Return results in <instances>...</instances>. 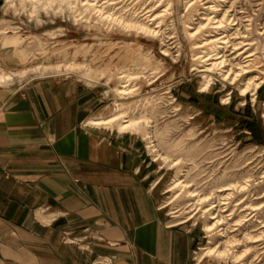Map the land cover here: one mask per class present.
Listing matches in <instances>:
<instances>
[{"label": "rangeland", "instance_id": "obj_1", "mask_svg": "<svg viewBox=\"0 0 264 264\" xmlns=\"http://www.w3.org/2000/svg\"><path fill=\"white\" fill-rule=\"evenodd\" d=\"M7 1L0 0V53L6 51L5 55L15 59L17 65L4 66L0 59L1 70L16 73L39 66L76 62L99 73L96 81L103 72L109 71L114 73L109 85H106L107 80H99L100 83L96 86L88 84L81 79L83 75L81 73L64 75L81 81L89 91L97 93L102 100L98 110L87 118V126L93 127L89 123L98 117L102 116L108 120L122 111L129 118H155L153 127L148 128L149 135L128 133L122 135L117 130L119 121L114 126L94 128L102 129L113 136H130L140 142L146 161L151 162V170L155 171V181H159L156 187L159 186L163 192L160 205L167 213V224L169 227L173 225L171 228L185 226L199 234V244L193 253L192 264H196V259L206 249L217 247L232 236L243 241L245 236L256 230L258 223L255 220L264 218V183L256 186L255 182L251 183L252 193L247 196H251L253 206L263 208L254 213L258 216L247 226H243V216L253 213V208H249L246 214L243 213V208L239 211L236 208V205L243 203L245 194L234 192L227 212L224 213L229 218V222H226L228 224L224 223L212 234L206 231V226L214 221L205 211L215 202V198L212 197L204 203L199 201L212 193H216L217 196L223 195L224 193L220 194L218 191L229 184H243L248 178L264 176V84L261 91L258 90L256 98L252 93L241 96L235 85L224 84L216 76L209 90L201 92L203 79L201 74L194 71L196 66L193 62L192 49L195 46L192 44L201 46L205 41L204 37L199 35L192 42L187 38L185 27L190 26L191 28L187 29L194 33L203 23L202 20L209 16L204 10L209 6L204 5L205 0L189 10L185 2L192 0H147L154 9L158 7L154 16L168 10V13L157 22H161L162 30H166V37L170 35L175 38L171 43L176 41L179 44V52L175 53L177 49L170 50V55H164L167 48L157 39L146 38L133 32L107 31L93 22L90 28H87L85 24L75 25L67 17L52 15L48 18L42 13L45 23L39 25L36 23L37 16H32L34 10L32 5L27 4L23 8L20 0ZM124 1L127 10L133 12L137 10L133 6L143 3L144 0ZM229 1L227 7L233 3L238 9L243 7L239 12H243L244 26L249 25V17L253 20L249 27L251 29L249 40H253L255 46L250 51L257 53L261 58L256 65L258 68L256 75L264 81V35H260L264 26V0ZM137 15L134 14L135 17ZM10 26L16 29L11 31ZM256 27L259 29L258 32L254 29ZM5 30L8 31L2 33ZM55 33L58 34L53 36ZM31 41L38 43L40 52H33L32 57L25 63L23 57L27 54L26 46ZM203 51L205 52L201 49V52ZM122 75L130 78L121 80ZM46 77L57 76H31L22 83L13 85L18 86L30 80ZM130 79L132 80L129 83L130 87L141 88L140 96L135 99L148 97L138 102L134 101L124 110L116 112L118 100L112 91L121 87L125 81L128 83ZM150 101H157L155 113L150 110ZM190 131H193L195 136L186 138L185 135ZM184 137L185 145L178 153H172L170 147ZM155 149L158 152H153ZM158 155L166 157L167 162L158 160ZM175 162H179V165L172 167ZM179 179L192 185L191 188L181 187L171 191ZM257 197L262 199L255 200ZM232 213L234 218L230 216ZM227 226L232 227L235 232L230 233ZM226 229L228 234H223ZM247 244L242 245L241 253L247 250ZM248 245L254 246L252 243ZM249 257L251 255L240 264L247 263ZM262 258L264 263V254ZM235 261L212 256L205 257L200 264H238Z\"/></svg>", "mask_w": 264, "mask_h": 264}, {"label": "crops", "instance_id": "obj_2", "mask_svg": "<svg viewBox=\"0 0 264 264\" xmlns=\"http://www.w3.org/2000/svg\"><path fill=\"white\" fill-rule=\"evenodd\" d=\"M101 102L71 76L0 87V264L193 263L140 142L87 126Z\"/></svg>", "mask_w": 264, "mask_h": 264}, {"label": "bare ground", "instance_id": "obj_3", "mask_svg": "<svg viewBox=\"0 0 264 264\" xmlns=\"http://www.w3.org/2000/svg\"><path fill=\"white\" fill-rule=\"evenodd\" d=\"M8 0L7 2H9ZM23 8L30 4L34 7L32 16H37L36 23L42 25L45 21L42 19V15L50 17L52 15L71 19L75 25L85 24L87 28H90L91 23L93 22L96 25H100L102 28H106L107 31H124L127 33H136L137 35H142L146 38L157 39L161 41L163 47L167 49L164 51L165 54H169L170 50L177 49L179 52V44L175 42L171 43L175 38L170 35L166 37V30H162L161 20L163 16L168 13V10L162 11L159 15H155V8L151 6V3H148L147 0H144L141 4H135L133 8H136V11L127 10V6L123 3L124 0H20ZM153 1V0H152ZM205 11L209 13V16L202 20L203 23L194 31L190 32V29H187L190 26L185 27L187 38L192 42L194 39H197L199 35L204 37L205 43L201 46L193 43V62L196 68L194 71H197L202 76V85L200 87L201 92L209 90L210 86L214 83L216 76L219 77L220 81L224 84L228 83L230 85H235L240 91L241 96H246L249 93H252V96L256 98L258 90L264 84L262 79H259V76L256 75L258 68L256 65L260 62L261 58L257 56V53H252L250 50L255 46L254 41H250L251 29L249 27L252 25L253 20L249 17V25L244 26L243 22V12L235 7L234 3L227 7L229 0H205ZM198 3H203V0H192L191 2H185L186 8L189 10L195 7ZM222 3V5L220 4ZM150 4V5H148ZM227 7V8H225ZM132 8V9H133ZM223 8V10H222ZM222 11V13H221ZM44 13V14H42ZM138 15L135 17L134 14ZM42 14V15H41ZM41 15V16H40ZM40 16V17H39ZM156 25L155 27H153ZM12 30H15L13 26H10ZM258 32L259 29L254 28ZM263 32L260 35H264V26L262 27ZM193 30V29H191ZM8 30L2 31V33L7 32ZM10 31V30H9ZM58 33L53 34L56 36ZM170 38V39H169ZM175 45V46H174ZM174 46V47H173ZM201 49L205 52H201ZM40 47L36 41H31L26 46L27 54L23 57L24 62L26 63L33 55V52H40ZM207 50V51H206ZM198 51L200 53L198 54ZM263 58V57H262ZM77 73L83 74L81 79L97 85L100 83L99 80H107L106 85H109L112 80V74L109 71H105L99 77V80H95L99 73L92 70L90 67L76 62L56 65V66H39L29 70H22L20 72H6L0 69V87H10L16 83H22L25 79L35 76V77H44V76H64V75H76ZM114 76V75H113ZM127 75H122L121 80L129 79ZM133 80V78H132ZM130 79L127 83L125 81L121 87L113 89V93L118 100L116 106V112L118 110H124L125 107L129 104H133L134 101L138 102L143 98L135 99L140 96V87H130ZM137 80V79H136ZM262 80V81H261ZM120 101V102H119ZM157 101H150L149 105L151 106L150 110L156 112ZM152 103V104H150ZM119 104V105H118ZM120 122L118 125V132L120 134H148V128H152L155 123V118H129L126 113L123 111L120 114H117L111 117L108 120L105 118L98 117L95 120H92L89 124L93 127H103V126H114L116 122ZM107 130V129H105ZM138 136V135H137ZM186 138H193L195 133L190 131L187 133ZM140 137V136H139ZM142 138V137H141ZM185 137L178 140L177 143L173 144L170 147L172 153H178L182 147L185 145ZM154 148V146H151ZM153 152H158L156 149ZM166 161V157L158 155V160ZM179 165V162H175L172 167ZM264 176L259 178H248L243 184H229L226 187H223L218 193H224L223 195H216L212 193L210 196L200 199L199 201L204 203L215 198V202L211 207L205 211L211 216V220L214 221L211 224L206 226V231L209 234L214 233L218 228H220L224 223L229 222L228 216H225L224 213L227 212L229 207V201L233 197L234 192H240L245 194L243 203L236 205L237 211L243 208V213L249 208H253V213H248V215L243 216V226L249 225L258 215H254L255 212L262 210V206H253L251 201V183L255 182L256 185H261L264 183ZM192 185L186 183V181L179 179L175 185L170 189L175 191L177 188H191ZM228 192V193H227ZM232 192V193H231ZM192 194H194L192 192ZM195 196V195H194ZM262 197H257L255 200H260ZM240 207V205H242ZM259 208V209H258ZM242 212V211H240ZM175 217V214L172 213ZM246 214V213H245ZM234 218V213L230 214ZM231 220V219H230ZM256 223L258 226L256 230L249 233L248 236L243 238V241L236 236L230 237L225 243L218 245L217 247L208 248L204 253L199 255L196 259V264H200L205 257L217 256L218 258L226 261L236 260L238 264L242 263L246 257L250 256L245 264H261L263 261L264 254V218H257ZM228 223H226L227 225ZM230 233L235 232L233 228L227 226ZM224 231L223 234L228 230ZM246 243H252L254 246H249L247 244L246 249L241 251L242 245ZM235 261V262H236ZM264 264V263H262Z\"/></svg>", "mask_w": 264, "mask_h": 264}, {"label": "trees", "instance_id": "obj_4", "mask_svg": "<svg viewBox=\"0 0 264 264\" xmlns=\"http://www.w3.org/2000/svg\"><path fill=\"white\" fill-rule=\"evenodd\" d=\"M262 88H263V86L259 89V92L261 91Z\"/></svg>", "mask_w": 264, "mask_h": 264}, {"label": "built area", "instance_id": "obj_5", "mask_svg": "<svg viewBox=\"0 0 264 264\" xmlns=\"http://www.w3.org/2000/svg\"><path fill=\"white\" fill-rule=\"evenodd\" d=\"M173 225H171L170 227H172Z\"/></svg>", "mask_w": 264, "mask_h": 264}]
</instances>
